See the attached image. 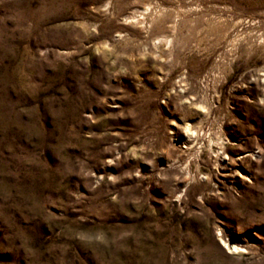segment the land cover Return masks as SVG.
Returning a JSON list of instances; mask_svg holds the SVG:
<instances>
[{
  "label": "rangeland",
  "instance_id": "374dc122",
  "mask_svg": "<svg viewBox=\"0 0 264 264\" xmlns=\"http://www.w3.org/2000/svg\"><path fill=\"white\" fill-rule=\"evenodd\" d=\"M0 264H264V0H0Z\"/></svg>",
  "mask_w": 264,
  "mask_h": 264
}]
</instances>
